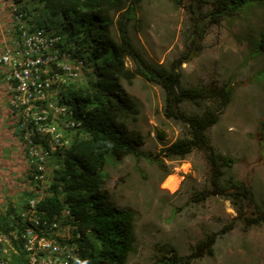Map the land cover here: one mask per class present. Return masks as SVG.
<instances>
[{
	"label": "trees",
	"instance_id": "16d2710c",
	"mask_svg": "<svg viewBox=\"0 0 264 264\" xmlns=\"http://www.w3.org/2000/svg\"><path fill=\"white\" fill-rule=\"evenodd\" d=\"M41 1L47 14L57 23L56 28L65 36V43L76 47L86 71L82 81L71 82L61 91L60 101L71 114L58 118L62 138L48 156L49 189L34 207L40 235L50 238L48 232L52 224H67L72 236L77 234L78 238H56L76 245L75 264H125L135 240L134 213L129 208H116L107 194L100 191L104 177L102 168L109 160L133 156L151 159L166 170L159 156L184 159L193 151L202 154L207 173L205 184L192 191L188 203H201L220 196L230 201L235 216L218 230L205 233L186 254H180L170 244L156 245L154 261L150 264H192L212 257L217 238L230 232L238 222L243 231L264 225V207L256 204L250 185L229 174L235 160L218 152L207 135V130L218 122L229 104L232 86L214 78L189 86L181 81V66L202 50L208 27L235 14L245 4L261 0H168L175 7H183L189 16L184 48L168 66L146 60L130 37L128 26L135 18L140 0ZM19 10L28 9L22 5ZM259 39L260 49H264V28L259 32ZM126 60L132 62V69L126 66ZM137 76L162 90V116L182 124L187 132V136L174 140L154 156L138 151L144 137L126 124V119L137 109L123 98L118 83L120 80L130 82ZM184 102L196 107L207 105L199 113H186L181 108ZM62 119L73 125L64 126ZM225 174L228 176L222 184ZM28 178L32 179V175ZM27 225L34 226L27 217L22 219L11 205L0 212V231L5 234L15 229L20 232ZM13 246L11 264H29L20 238Z\"/></svg>",
	"mask_w": 264,
	"mask_h": 264
},
{
	"label": "rangeland",
	"instance_id": "374dc122",
	"mask_svg": "<svg viewBox=\"0 0 264 264\" xmlns=\"http://www.w3.org/2000/svg\"><path fill=\"white\" fill-rule=\"evenodd\" d=\"M33 6L38 24L49 20L41 4L36 2ZM4 18L7 21L6 14L0 16L3 26L6 25ZM188 27L189 16L183 7H175L168 0H140L128 30L146 60L168 66L183 50ZM263 28L264 0L247 3L235 14L209 26L202 50L181 66L184 86L212 78L232 86L229 104L218 122L207 130V135L218 152L235 160L229 174L250 185L260 207H264V49L259 44V32ZM2 29L0 55L9 35ZM125 64L133 68L130 60ZM3 73L4 68L0 66V109H7ZM119 86L123 98L137 109L126 119V124L144 137V144L138 148L140 153L154 156L174 140L187 136L182 124L162 116L163 93L158 86L138 76L130 82L120 81ZM206 105L196 107L184 102L181 108L186 113H199ZM7 123L4 125L0 117V212L10 205L17 212H27L24 204L28 194L35 190L29 187L24 146L18 141L17 133H8ZM159 158L166 170L151 159L133 156L109 160L104 167L107 176L101 191L116 207L129 208L134 213L135 240L125 264L152 263L155 247L160 244L173 245L180 254H186L205 233L218 230L235 216L230 201L220 196L188 203L192 191L202 188L206 181L207 167L199 151L191 152L184 159ZM50 174L51 169L45 166L44 180L40 183L42 191L49 189ZM170 175L179 178L174 190L165 187ZM227 176L221 178L222 184ZM192 264H264V225L243 231L238 222L230 232L217 238L212 257Z\"/></svg>",
	"mask_w": 264,
	"mask_h": 264
},
{
	"label": "clouds",
	"instance_id": "9594fccd",
	"mask_svg": "<svg viewBox=\"0 0 264 264\" xmlns=\"http://www.w3.org/2000/svg\"><path fill=\"white\" fill-rule=\"evenodd\" d=\"M10 1L11 0H0V16L5 14L7 16V21L6 18H4L6 25L3 26L2 24H0L1 30H3L2 27H4V31L9 34L8 39H6L4 42L3 52L7 49L8 46H10L13 39L18 38L21 35V32L25 31L27 34H40L42 37L46 38L50 42V46L48 47L47 51L51 56H55V59H53L50 67L48 68V75L54 78V80L50 87L46 91H44V97L31 103L29 115L26 118L24 116L23 109L21 107H15L13 103L14 90L12 89V87H14L15 83H10L6 80L8 70L4 66L0 65L2 68H4V73L1 77L4 79L3 82L6 84V88L4 91L6 92L7 96L4 99V103L7 106V110H9V112H7L6 109H0V111H2V113H0L1 121L4 122V125L8 122V133H10V131L11 133H17L19 136L18 141L24 146V154L29 169L28 175H32V179L30 178V181H32V183L29 181V187L35 190V194L32 193V197H28L24 204V206H26L27 208V212H17V210H15L22 219H24V217H27L28 220L33 222L34 218L38 219V217L34 215L35 204L46 190L45 189L42 191L40 189V183L44 180V168L47 164L44 162V159H48V156L50 155L49 153L51 151H54L56 147L60 145V139L62 138L61 128L57 124L58 118H67V116L71 114V112L67 110L66 106L63 105L60 101L61 91L66 87V85L71 82L82 81L84 79L86 68L84 61L76 54L78 52L76 47L69 46L65 43V36L56 28L57 23L55 22V20H52V18L47 14L46 11L45 12L48 15L49 20H44L42 24H38L36 22L33 4L37 2L38 4L43 5V2L41 0H20L16 4ZM22 5H24L26 9H28V12L19 10ZM41 14L42 12L40 13V15ZM16 17H18V19H16ZM113 36L115 37V35ZM64 66H68L72 70V72L76 73V75H67V72L62 69V67ZM87 71L90 72V69H88ZM2 115H4V117H2ZM61 122L64 124V126L73 125V122H70L67 119H62ZM6 128L7 127H5V129ZM49 138L50 141L48 140ZM31 147H34L37 152V157H35L33 161H31L32 158L29 156ZM107 164L108 162L105 164V166ZM104 167L102 168V173L104 175L103 181L107 176V174L104 172ZM103 181L101 182V184H103ZM39 190H41V194L39 193ZM30 201L34 202L33 207H31V205L29 204ZM33 225V227H31L30 225L27 226H30L31 228H36L38 226L35 225L34 222ZM53 225H55V227ZM58 225L61 227L59 228ZM71 230L72 229L69 225H63L56 222L51 225V229L49 230L48 234H50L51 237L53 236L52 238L61 246L62 250H67L69 252L71 256L69 264H75L74 261L76 255V245L73 242H70L68 244L65 243V241L60 242L56 238L58 237L63 240H70L74 237L78 238L77 234L75 236H72ZM59 231H62V234H58ZM11 253L12 251L9 253L10 264Z\"/></svg>",
	"mask_w": 264,
	"mask_h": 264
},
{
	"label": "built area",
	"instance_id": "2783aa9c",
	"mask_svg": "<svg viewBox=\"0 0 264 264\" xmlns=\"http://www.w3.org/2000/svg\"><path fill=\"white\" fill-rule=\"evenodd\" d=\"M49 46L50 42L40 34L22 31L0 56V65L8 70L6 80L15 83L12 87L14 106L23 109L25 118L29 115L31 103L42 99L44 91L54 80L48 75V68L55 59L47 51ZM62 69L67 75H76L68 66ZM29 156L31 161L37 157L34 147L30 148ZM29 204L33 207L34 202L30 201ZM33 222L35 225L39 224L37 218ZM18 238L22 241L29 264H69L71 256L67 250H62L52 237L40 235L36 228L30 226L20 232L16 229L6 234L0 231V264H10L9 253L14 251L13 242Z\"/></svg>",
	"mask_w": 264,
	"mask_h": 264
},
{
	"label": "bare ground",
	"instance_id": "6f19581e",
	"mask_svg": "<svg viewBox=\"0 0 264 264\" xmlns=\"http://www.w3.org/2000/svg\"><path fill=\"white\" fill-rule=\"evenodd\" d=\"M179 183V178L173 175H170L167 177V180L165 182V187L174 190Z\"/></svg>",
	"mask_w": 264,
	"mask_h": 264
},
{
	"label": "crops",
	"instance_id": "0c3cea01",
	"mask_svg": "<svg viewBox=\"0 0 264 264\" xmlns=\"http://www.w3.org/2000/svg\"><path fill=\"white\" fill-rule=\"evenodd\" d=\"M0 30H1V26H0ZM4 111H5V110H4ZM6 111L9 112V110H7V109H6ZM6 111H5V112H6ZM0 113H2V111H0Z\"/></svg>",
	"mask_w": 264,
	"mask_h": 264
}]
</instances>
